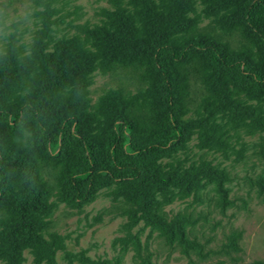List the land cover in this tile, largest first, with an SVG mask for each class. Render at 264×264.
<instances>
[{"label": "rangeland", "instance_id": "1", "mask_svg": "<svg viewBox=\"0 0 264 264\" xmlns=\"http://www.w3.org/2000/svg\"><path fill=\"white\" fill-rule=\"evenodd\" d=\"M256 1L264 2L0 0L1 101L34 105L52 137L75 117L93 138L111 129L125 100L165 108L157 73L140 90L109 62L152 61L161 45L184 47L189 25L225 33ZM174 107L178 142L149 156L138 178L102 179L83 201L68 189L83 160L69 136L55 151L35 137L49 158L40 171L24 154L23 163L6 162L0 264L264 261V87L234 94L197 79Z\"/></svg>", "mask_w": 264, "mask_h": 264}, {"label": "trees", "instance_id": "2", "mask_svg": "<svg viewBox=\"0 0 264 264\" xmlns=\"http://www.w3.org/2000/svg\"><path fill=\"white\" fill-rule=\"evenodd\" d=\"M110 1L119 4V0ZM184 38L181 48L159 46L152 61L108 63L111 72L121 70L140 90L146 79L157 73L165 89V108L141 109L135 100H125L111 129L93 138L80 131V120L75 117L65 118L59 133L52 137L44 116L34 105L26 102L12 107L0 98V196L5 191L6 162L23 163L24 154L30 159L27 168L40 171L49 161L46 150L38 148L36 136L51 151L60 147L61 139L71 138L83 160L67 175V184L76 199L83 201L102 179L138 178L147 170L149 156L178 142L183 132L174 103L178 95L188 93L191 82L198 79L206 85L232 89L234 94L264 87V2L256 1L250 7L243 25H234L225 33L189 25ZM116 94L124 100L126 86H118ZM143 130L149 136L139 143L136 139Z\"/></svg>", "mask_w": 264, "mask_h": 264}]
</instances>
